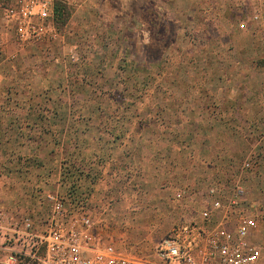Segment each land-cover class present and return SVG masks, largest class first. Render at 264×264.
Returning a JSON list of instances; mask_svg holds the SVG:
<instances>
[{"label": "rangeland", "instance_id": "1", "mask_svg": "<svg viewBox=\"0 0 264 264\" xmlns=\"http://www.w3.org/2000/svg\"><path fill=\"white\" fill-rule=\"evenodd\" d=\"M9 3L0 0V94H63L59 101L67 116L75 114L76 128L60 132V140L53 133L49 146L25 141L21 147H0V205L32 210L44 193L59 192L69 210L91 215L104 241L149 260L176 223L196 216L208 184L245 160L256 161L257 154L263 163L254 162L257 174L249 172L243 182L250 199L264 200V133L256 147L251 141L252 128L264 127V115L254 114L253 105L246 111L244 102L237 115L216 114V109L203 115L188 107V101L199 106V94H233V86H241L237 94L256 92L264 99V46L253 49L256 42L264 45V37L238 38L253 49L246 52L255 61L248 69L261 70L240 78L233 73V53L215 44L213 55L231 56L221 58L219 68L202 62L204 41H227L221 25L210 24L214 33H207L198 18L194 26L201 29L174 36L168 34L169 21L158 16L159 28L143 46L139 31L128 29L131 22L139 24L132 14L141 3L132 2L124 7L128 15L117 18L105 0L82 5L69 0L67 21L58 24L54 15L55 36L33 44L32 50H18L3 19ZM72 17L86 20L80 33H72ZM176 29L174 22L171 32ZM33 100L47 104L39 97ZM180 190L185 198L178 201L174 195ZM256 239L264 263V222Z\"/></svg>", "mask_w": 264, "mask_h": 264}, {"label": "built area", "instance_id": "2", "mask_svg": "<svg viewBox=\"0 0 264 264\" xmlns=\"http://www.w3.org/2000/svg\"><path fill=\"white\" fill-rule=\"evenodd\" d=\"M58 1L69 0H10L4 7L3 19L18 50L55 36ZM254 162L245 160L208 184L196 216L176 223L149 260L104 241L91 215L69 210L58 192L44 193L32 210L0 205V264H264L256 239L264 222V200L250 199L243 182ZM174 198L183 200L185 192Z\"/></svg>", "mask_w": 264, "mask_h": 264}, {"label": "crops", "instance_id": "3", "mask_svg": "<svg viewBox=\"0 0 264 264\" xmlns=\"http://www.w3.org/2000/svg\"><path fill=\"white\" fill-rule=\"evenodd\" d=\"M74 1L82 5L88 4L93 0ZM105 1L106 3H108L109 10L112 9V11L114 12L113 17L117 18H123V16L128 15V11L124 7H127L129 9V4H131L132 2L141 3V9L135 14H132V19H136V23L137 20H139L140 22L138 21V25H134V23L131 22V25H129L128 29H130L131 32L139 31L138 33L139 35H141V42H143V46H145L147 41H149V39L151 38V34L155 33L159 28L157 26V23L161 20H157L158 18L156 17L158 16H164V18L169 21L167 31L168 34H174V36H180L182 34L184 35V33L192 34L195 29H201L200 24L197 27L194 26V21L198 18H200V20L203 22V28L204 22L207 24H205V26H207L206 29H203L207 33H214L213 31L208 29L211 26L210 24L215 23L221 25V36H223V40L227 41L224 42L220 41L219 39L218 41H204L205 43L203 44V47L207 46V48H205L204 50L205 58L204 60H202L204 66H206L207 68H212L213 66H217L218 68L222 67L220 65V61H222L221 58H223L224 60L225 57L231 56V54L224 57H220L221 55L218 56L217 54L213 55L211 49L215 44L217 45V49L221 52L224 51L227 53H233V58L231 59L232 66L237 69L233 70L234 76L237 75L241 78L248 75H260L261 73V70L254 71L253 69H248V67L254 68L255 64L253 57L249 58L250 56L246 53L252 48H250L251 46L249 45L245 46L243 43L241 44L238 38L240 36H252L254 34H256L258 38L264 37V0ZM109 5L111 7H109ZM149 10H152L153 12ZM82 15L83 13H80L78 14V17L80 18L82 17ZM254 15H258L259 18L257 20H254ZM73 19L74 17H72L71 19L70 29H73L72 33L74 34L80 33L82 31L80 29H82V27H85L84 21L86 20H80L76 22L78 18L75 19L76 21H74ZM142 22L144 24L147 23L148 27L145 25L141 26L140 24ZM174 22L177 23V29L174 30V32H171ZM234 24L236 26H234ZM242 24H244L245 27H241ZM191 29L194 30L192 31ZM156 40L157 39H152V41L161 44V41ZM43 43H45V41H43ZM47 45L48 44H43L41 47ZM253 45L255 46L253 48L255 49V51H262V47L264 46L262 44H258V42ZM33 46L34 45L31 44L27 47H30L28 49L32 50L34 48ZM215 55H217L218 58H215ZM210 74L211 72L209 69L207 76H209ZM219 74V72L216 73L218 77ZM204 81L206 84V77H204ZM242 82L246 83L248 81H242V79H240L239 83ZM238 87L241 88V86ZM238 87L233 86V94H199L198 96H196V98L199 99L200 103L198 107L196 104L189 103L190 101H188V104H190L188 106L190 107V112L194 113L195 111L197 112V109H200L202 110L201 114L204 115L207 114L209 110L216 109V114L237 115L240 107L243 106L244 102L246 111L252 108L253 105L254 114L264 115V99L261 98L262 94H254L256 92H249V94H237L236 89ZM252 87L253 86H250L249 88ZM205 93H207V91ZM37 97L45 99V102L47 104H44V102H34L33 99ZM60 97H63V94H61L60 96L58 94H0V147H21L25 144V141H32L34 142L33 145L49 146L51 145V142L54 141L55 136L58 140H60V132L63 133L71 130L72 126H74L75 129L76 119L75 117L72 119L75 114L73 112H70L67 116L64 103L59 101ZM193 99L194 97L192 94L191 97L189 96V100L193 101ZM252 129L253 134L251 135V137L254 136V138H251V141L253 140L255 142L254 146L256 147L258 143L263 140L262 138L258 140V136H261L264 133V127L262 128V126L256 125ZM36 131L44 132V134H36ZM53 133H56V135L53 136ZM49 134H52V137H50ZM63 136L65 137V134ZM241 137L243 138V136ZM143 142L144 140H139L138 145H142ZM152 144L155 145V141H153ZM258 156H260V154H257L255 156L257 158L256 162L260 164L263 163L261 158L262 156ZM218 159L219 158H217L215 161H217ZM257 171L258 170L255 167L249 172L252 174V176H255L257 174ZM224 173L226 174L227 172ZM34 198H32V200H35ZM35 201H37V198Z\"/></svg>", "mask_w": 264, "mask_h": 264}, {"label": "trees", "instance_id": "4", "mask_svg": "<svg viewBox=\"0 0 264 264\" xmlns=\"http://www.w3.org/2000/svg\"><path fill=\"white\" fill-rule=\"evenodd\" d=\"M67 6L65 2L58 1L55 5V22L64 24L67 21Z\"/></svg>", "mask_w": 264, "mask_h": 264}]
</instances>
